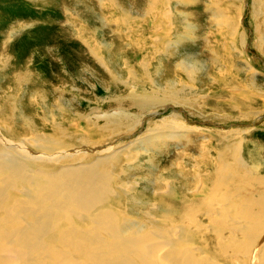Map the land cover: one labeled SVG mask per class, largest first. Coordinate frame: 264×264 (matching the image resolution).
<instances>
[{"label":"rangeland","instance_id":"rangeland-1","mask_svg":"<svg viewBox=\"0 0 264 264\" xmlns=\"http://www.w3.org/2000/svg\"><path fill=\"white\" fill-rule=\"evenodd\" d=\"M260 1L0 0V148L39 183L121 152L106 162L103 202L78 224L84 245L53 236L23 252L3 240L0 264H59L57 254L97 264L86 232L111 245L105 216L120 244L143 242L124 264H175L180 251L204 264H260L264 233L244 253V229L257 226L245 221V200L264 194ZM170 122L186 129L161 128ZM8 162L0 150V166ZM221 177L234 185L219 187ZM33 185L20 180L2 205L23 219L19 190Z\"/></svg>","mask_w":264,"mask_h":264},{"label":"bare ground","instance_id":"bare-ground-1","mask_svg":"<svg viewBox=\"0 0 264 264\" xmlns=\"http://www.w3.org/2000/svg\"><path fill=\"white\" fill-rule=\"evenodd\" d=\"M258 4L260 5V9L264 8V0H262V2L260 1ZM260 44L264 45V39L260 40ZM167 101H171V103ZM162 102L167 104H173L176 101L166 99ZM112 116L113 115H111V117ZM126 117L124 118L127 120L128 118ZM108 119L110 118L108 117ZM180 125V123L175 124L174 122H170L164 126H161V128L163 130L169 129L168 131L174 129L183 131L186 129L185 127H182ZM187 130L190 131V129L188 128ZM155 138L157 139V137ZM149 140L150 139L139 140L136 144L141 146L144 145L147 147V145H149L147 144ZM31 146H33L35 150L46 153H54L60 149H64V147L61 145L52 148L43 147V149L40 146H37V144ZM0 150L5 152L9 159V162L6 165L0 166V173H3L2 171H11V173L8 175L4 174L2 180H0V212H3L4 215L8 214L1 219L0 223V229L3 232V234L0 235V249L3 250L2 247H5V245H7L3 242V240H7L11 243H17L23 252H28L33 247L37 246V242L40 239L45 238L46 240L52 238L53 236H59L63 242L70 243L76 248H80V244L84 245V240L82 239V236L84 235L85 230L81 231V229L78 228V224L87 221L85 218H92V212L95 211V209L103 202L106 192L104 184L108 182L107 176L104 173V169L107 167L106 165H108V163L106 162H108L109 160L114 161L118 158V155L121 152L114 153L108 158L105 157L104 160H98V165L95 166L84 167L77 170H61L59 171L60 173H58L56 177H51V181H43V183H39L40 180L38 176L34 178V175H29L28 173H26L28 165L26 163H19L17 161L20 160L18 159L19 156L16 157L11 153L9 154V152L1 148ZM127 151L128 150H126V154L129 155ZM129 156L131 157V154ZM22 158L30 159V161L31 159H34L33 157L27 156V154L25 156H22ZM22 179L27 180L33 183L34 185L26 191L19 190L26 196V202L25 205H17V210L22 211L21 207L26 206L28 211L24 212L23 210L25 216L23 219L30 218L31 220H33L31 223L29 220V222L26 223L23 227H20L18 225L12 226L11 221L14 222L17 219L19 222H21L23 221V219L22 217H17V214L12 209L4 207L2 205L4 202L2 196H4V193L8 191H16L13 188ZM233 181L234 180L231 177H221L218 181V184L223 185L218 186L222 188L223 186H233ZM244 204L247 205L245 207V210H247L246 215L244 217L245 221L251 223L252 225H257L253 226L252 228L249 226L244 229L246 233L245 235L249 237L248 241H246L247 246H245L244 248V253L249 255L250 247L253 251L254 247L256 246V243L259 241L260 237L264 233V226L262 225V222L264 221V194L259 195L257 198L251 197V199L245 200ZM54 209L56 211H54ZM240 218L242 219L243 217L240 216ZM89 222L94 223V221ZM68 223H70L69 229L63 230V225L66 226V224ZM7 224H11V227L8 228ZM100 224L101 226H107V228H109L111 232H109V234L113 236L114 242L111 245H103L104 248H102L99 245L101 241L96 235V229L91 232H86L87 234L93 236L92 241L96 242L93 245V247L95 248H93L95 251V262L97 264L129 263V254H134V251L139 249L143 245V242H141L140 245L120 244V238L122 237L121 235L123 233L122 230L120 229L119 231L116 224L110 223L108 216L102 217L100 220ZM39 248L42 250L43 246H39ZM7 249L8 248L4 250L6 251ZM180 252L181 253H173L172 259L174 260L175 264H204L200 260H197L192 257V255L187 254L186 252ZM259 254L260 264H264V246L262 247V252ZM64 257L66 256H63V258ZM53 258L54 260H56L55 262L58 261L57 263L59 264H73L71 262L72 260H70L69 257H66L65 260H63L62 257L57 254Z\"/></svg>","mask_w":264,"mask_h":264}]
</instances>
